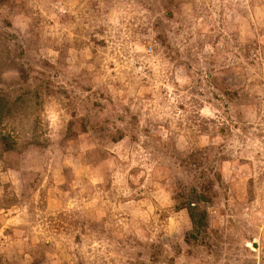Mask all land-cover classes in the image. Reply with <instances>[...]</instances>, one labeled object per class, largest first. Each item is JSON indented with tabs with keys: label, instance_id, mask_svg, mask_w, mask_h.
<instances>
[{
	"label": "rangeland",
	"instance_id": "obj_1",
	"mask_svg": "<svg viewBox=\"0 0 264 264\" xmlns=\"http://www.w3.org/2000/svg\"><path fill=\"white\" fill-rule=\"evenodd\" d=\"M0 264H264V0H0Z\"/></svg>",
	"mask_w": 264,
	"mask_h": 264
},
{
	"label": "bare ground",
	"instance_id": "obj_2",
	"mask_svg": "<svg viewBox=\"0 0 264 264\" xmlns=\"http://www.w3.org/2000/svg\"><path fill=\"white\" fill-rule=\"evenodd\" d=\"M248 245H251V244H248ZM252 247H255V244H252Z\"/></svg>",
	"mask_w": 264,
	"mask_h": 264
}]
</instances>
